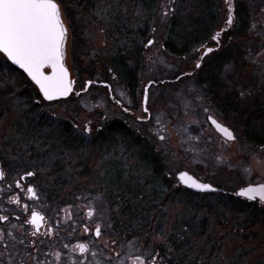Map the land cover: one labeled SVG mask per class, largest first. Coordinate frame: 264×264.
Here are the masks:
<instances>
[{
  "label": "flooded vegetation",
  "instance_id": "obj_1",
  "mask_svg": "<svg viewBox=\"0 0 264 264\" xmlns=\"http://www.w3.org/2000/svg\"><path fill=\"white\" fill-rule=\"evenodd\" d=\"M114 7L116 12L108 16L109 23L113 26V34L110 38L116 47L113 48L114 53L120 61L114 56L110 73H115L112 75L114 80L118 74L127 80L124 77L125 73L130 75L132 70L124 69L123 74L120 70L124 67L121 66L122 61L129 62L132 56L127 52L125 45L132 39L131 25L128 24L133 20L138 26L143 25L145 28L148 26L147 0H129L127 6L118 3ZM136 10L140 12V16L136 15ZM155 10L157 11L156 6ZM172 10L174 11L173 8ZM147 35V31L141 33L139 40L144 42ZM242 37L241 28L236 21L230 26L227 20L221 22L207 41L197 49V56L191 58L192 63H184L182 70L176 68L173 79L166 81L177 85L188 78L200 76L204 70L207 84L198 86V89L201 93L202 88L203 97L208 99L204 101L206 109L203 112L200 107L183 106L182 103L179 104L180 101H174L172 125L175 124L177 127H174L176 138L172 136L171 141L176 147L180 132L184 129L178 125L181 118L180 109H188L193 117L203 112L207 115L206 123L197 135L204 136L206 144L218 146L219 154L226 163L225 167L232 161L237 163L241 161L239 156H243L244 141L247 142L246 149L255 148L264 152V85L256 87L242 85L244 74ZM234 39L235 44L232 43ZM148 42L146 44L149 45ZM163 48L166 49V46ZM208 49L212 51L204 55ZM131 50L135 49L131 48ZM173 57L178 59L183 56ZM185 57L187 56L183 58ZM197 64L200 67H196ZM117 66H120V73L116 71ZM263 71V68L257 69L259 76L264 73ZM15 72L26 76L21 71L15 70ZM166 83L159 84L158 80L148 83L152 86L146 106L149 111L145 113V106L139 108L134 103L133 106H128L127 101L117 97L114 85L108 82H93L90 87L108 92L112 107L108 132L102 136L100 130L103 131L104 128L101 127L94 136H90L93 134L92 131V133L88 132L87 136L77 133L75 136H0V165L6 172L5 180H0V215L9 216L10 223L7 227L16 225L18 233L24 231L31 233L35 230V226L27 221L31 219L33 213L43 215L45 220L42 222L41 232L54 230L52 235L39 238L45 241L40 245L41 253L53 254L47 257L51 264H74V262L75 264H117L119 260H123L124 264H133L136 255L148 256L152 252L159 253L157 264H220L218 258L224 260L226 258V262L222 264H243L241 256V260L236 258L235 254V256H224L226 253H233L234 249L236 254L243 253L240 251L243 245L232 249L233 246L217 245L205 238L199 239L200 244L197 245L195 237H206L205 233L208 230L203 232L191 228L188 224L183 229L158 230L157 226L165 227L163 222L172 220H176L177 223L194 220L211 221L219 218L224 220L223 217L227 215H234L236 219L243 220L248 218L245 217L248 213L243 212L248 210L247 208L253 211L252 216L256 215L254 211H258V217H264V210L259 208L264 207V203L241 197L239 190L244 186L237 192L229 191L226 184L223 185L224 182L227 183V174L221 175L220 172L211 174L207 169L193 171L165 165L160 146L164 139L156 136L157 131L145 134L114 133L116 118L113 110L116 109L123 114L124 117L120 119L125 123L134 121L141 125L153 123L151 128L159 130L157 122L159 107L156 110L150 99L154 92L155 94L157 92L158 96ZM134 87L130 85L125 90L131 92V88ZM81 94L82 92H78L75 96L79 97ZM64 102L66 101L48 104ZM244 109L250 110L245 113V117L241 116ZM212 120L225 127L235 139L228 141L224 137L227 135L220 131ZM195 125H198V121L192 120V126ZM192 134L196 135L190 133L189 136H193ZM51 153L61 161V164H49ZM38 155L45 160L44 163L36 164ZM51 162L54 163L52 159ZM36 167L44 172L42 176L37 175L41 172H37ZM28 171H35L36 176L22 179ZM184 172L188 173L195 182L210 185L211 188L200 189L185 184L180 179V174ZM214 178L219 179L218 182ZM16 181H19L20 187H17ZM251 185H264V182L250 183L246 187ZM28 188H34L38 198H31ZM13 198H19L20 204L13 203ZM24 204L28 205L27 211L22 207ZM179 204L188 205L190 209L187 206L188 210L179 213L177 212ZM217 206L220 209L212 212ZM231 206L241 212L218 214L223 212V207L228 210ZM196 208L199 211L195 212ZM90 209L94 210L92 217L88 216ZM141 221L151 222L147 227L135 229ZM153 221H156L154 228L151 227ZM97 225L102 229L100 238L94 236ZM85 228L88 231H85ZM211 232L212 230L209 233ZM209 233L207 239L210 240ZM234 233L239 237L242 236L238 229ZM232 234L231 230H226L224 236L229 238ZM160 237H165L166 242ZM111 240H116L117 244L106 247V244H111ZM81 244L86 245L89 251L81 253L77 247ZM187 251L192 253L190 260L183 256ZM92 252L96 255L93 256ZM116 252H120V257L115 256ZM55 253H60L59 261L55 260ZM109 257L113 259L110 261ZM41 259H44L43 255Z\"/></svg>",
  "mask_w": 264,
  "mask_h": 264
},
{
  "label": "rangeland",
  "instance_id": "obj_2",
  "mask_svg": "<svg viewBox=\"0 0 264 264\" xmlns=\"http://www.w3.org/2000/svg\"><path fill=\"white\" fill-rule=\"evenodd\" d=\"M205 1L212 4L214 21L211 15L202 16L200 10L197 9L205 7H201L200 0H174L173 3H170L169 0H157V5L156 0H147L148 26L146 28L143 25L138 26L133 20L132 23L127 22L130 23L128 25H131L130 37L132 39L130 43L125 45L127 52L132 55L130 59L131 70L136 76L134 89L131 88V92H127L125 88L130 87L133 82L131 83L130 79L124 80L121 74L116 75L114 80L112 75L115 73H110V68L113 67H111V61L114 56L117 61L120 59L113 50L116 48L112 38H110L113 34V26L109 23L108 16L116 12L115 4L120 3L122 6H127L129 0H62L61 12L69 35L67 64L70 70H73L72 76L77 81V92H82V94L79 97L73 96L64 103L48 104L27 77L15 72L7 59L0 54V136H75L76 133L87 136L88 128H91L93 132L90 136H94L100 127L104 128L103 131L100 130L101 136L107 133L111 119L110 113L112 112L108 92L95 87H90L86 91L87 82H108L114 85L116 96L127 101L128 106L136 104L142 108L144 89L148 83L152 80L173 79L176 68L182 70L184 63H192L191 58L197 56L198 47L207 41L221 22L228 20L229 11L224 0ZM234 1L237 7L236 22L241 28L243 36L244 74L242 85L244 87L264 85V71L260 76L257 73V69H264V0ZM172 8L174 11H170L167 17L162 15L163 11ZM121 12L123 14L122 10ZM135 12L137 16L141 15L138 10ZM197 15H200L198 21ZM145 31L148 35L144 42H141L139 38L141 33ZM188 33L193 35L188 41L184 39L183 42L178 38L179 36L186 38ZM150 40L155 41L152 46L146 44ZM235 41L234 39L232 43L235 44ZM164 43L169 49L176 52L191 53L185 58L183 57L186 55L178 59L174 58L170 52L167 53L164 50ZM131 48L135 50L133 51ZM119 69L120 66H117L116 71L118 73H120ZM120 71L124 73L122 69ZM196 81L197 79L194 77L177 85L169 83L163 86V91L158 96L157 92L156 94L153 93L150 101L156 110L159 107L157 115L159 130L158 128L157 130L151 128L153 123L149 125H141L136 121L125 123L120 119L124 117L123 114L116 109L113 110L116 118L115 124L124 128L121 129L122 131H118L133 134L157 131L156 136L158 138L160 136L165 137L160 145L165 165L170 168L175 166L193 171L207 169L211 174H219V172L221 175L227 174V183L224 182L223 185L226 184L229 191L237 192L250 183L264 182V152L255 148L246 149L247 142L244 141L243 156H239L241 161L238 163L232 161L225 167L226 163L223 156L219 154L218 146L206 144L204 136L197 135L206 123L207 115L203 112L206 109L204 101L208 99L203 97L202 88L201 93L199 92L198 81ZM202 85L205 84L202 83ZM25 86L27 87L25 88ZM174 101H180L179 104L182 103L183 106H196V108L200 107L203 110L202 114L193 117L188 109H180L181 118L178 125L184 129L180 132L179 142L175 144L176 147L171 141L172 136L176 138L174 134L176 125H172ZM249 111V109H244L241 116L245 117V113ZM195 119L198 121V125L192 126V120L197 122ZM116 128L120 129L117 126ZM244 132L248 131L244 130ZM190 133L196 135L189 136ZM36 158V164L45 162L44 159L40 158V155ZM50 158L54 163L50 159L49 164H61V161H58L54 154L51 153ZM37 167V172H41L37 175L42 176L44 172ZM214 180L218 182L219 179L214 178ZM178 206L177 212L179 213L188 210V205L179 204ZM240 206L242 207V205ZM188 207L190 209V206ZM223 208V212H218V214L241 212L232 206L228 207V210L226 207ZM259 208L264 210L262 206ZM219 209L220 207L217 206L216 209H212V212ZM247 209L248 215L245 217L248 218H243V220L236 219L234 215L224 216V220L219 218L211 221L194 220L192 222L178 221V223L176 220H172L164 221L165 227L162 226L161 228V225H158L157 229H183L188 224L191 228L203 232L208 230L205 233L206 237H195L197 245L200 244L198 240L201 238L217 245L233 246L232 249L243 245L242 250H240L243 253L236 254L234 249L232 250L233 253H226L224 256L237 255L236 258L238 259L242 257L240 260L243 264H264V217H258V211H254L256 215L252 216L253 211ZM196 211L199 210L196 208ZM150 222H138L135 229L147 227ZM155 222H152L154 224L151 227H155ZM236 229L242 233V236L239 237L238 234L234 233ZM210 230H212L211 233H209ZM223 230L225 231L223 232ZM226 230H231L233 233L229 238L224 236ZM208 233L211 236L210 240L207 239ZM153 246H150L151 249H154ZM149 252L150 249L148 248ZM183 256L190 260L192 253L187 251ZM218 260L221 261L220 264L226 262V258L225 260L218 258Z\"/></svg>",
  "mask_w": 264,
  "mask_h": 264
},
{
  "label": "snow or ice",
  "instance_id": "obj_3",
  "mask_svg": "<svg viewBox=\"0 0 264 264\" xmlns=\"http://www.w3.org/2000/svg\"><path fill=\"white\" fill-rule=\"evenodd\" d=\"M169 2L173 3L174 0H169ZM61 3L62 0L59 2L58 0H0V52L5 53L14 63L24 68L39 85L44 97L48 100L67 97L72 93L74 84V81L69 78V72L64 64L68 29L63 22ZM229 8L231 9V3ZM170 11L173 10H165L162 15L167 17ZM227 23L231 25V17L228 18ZM148 43L151 45L155 41L150 40ZM208 51L211 52L212 49ZM196 67H200V65L197 64ZM46 68L52 70L51 75L45 74ZM91 84L92 81H88V85ZM146 103L147 98H145ZM148 111L149 109L145 107L144 112ZM212 123L229 138L235 139L231 132L215 120H212ZM87 131L91 132V128H88ZM160 138L164 139L163 136ZM35 176V171H28L22 179ZM5 178L6 172L0 165V180H5ZM180 179L185 184L191 182L190 186L194 188L208 189L211 187L191 180L186 172L180 174ZM16 184L17 187H20L19 181H16ZM27 190L31 193V198H38L34 188ZM241 194L247 195V193ZM251 198L255 199L254 196ZM12 202L20 204L19 198H13ZM22 207L25 211L28 210L27 204ZM93 215L94 210L90 209L88 216L92 217ZM44 220L45 217L40 213H33L27 223L34 225L35 230L31 233L27 231L18 233L16 225H12L11 228L7 227L10 223L9 216L0 215V264H51L47 257L53 254H42L40 248V245L45 241L39 238L50 236L54 231L41 232ZM85 231L88 229L85 228ZM94 236L97 238L102 236L101 226H95ZM160 239L166 242L165 237H160ZM116 244V240H111V244L105 246ZM77 247L81 253L89 251L86 245L81 244ZM41 255L44 256V259H41ZM92 255L95 256L96 253L92 252ZM120 255V252L115 253L116 257H120ZM158 256L159 253L156 252L149 253L148 256L136 255L133 264H157ZM54 258L59 261L60 253H55ZM112 259L113 257H109L110 261ZM117 264H124V261L119 260Z\"/></svg>",
  "mask_w": 264,
  "mask_h": 264
},
{
  "label": "water",
  "instance_id": "obj_4",
  "mask_svg": "<svg viewBox=\"0 0 264 264\" xmlns=\"http://www.w3.org/2000/svg\"><path fill=\"white\" fill-rule=\"evenodd\" d=\"M228 1H229V0H226V2H228ZM230 17L232 18V21H233V14H232ZM67 42H68V35H67V40H66V45H65V58H64V64H65V67L67 68V70H68V72H69V78H70L72 81H74V80L72 79V74H71V72H70V70H69V67H68V65H67ZM1 53L5 55V57L9 60V62H10L15 68H17V69L23 71V72L29 77V79H30V80H31V81L37 86V88L39 89L40 94L42 95V97H43V99H44L45 101H47V102H55V101H60V100H66V99L70 98L71 95L74 93L75 81H74V84H73V91H72V93L69 94L67 97H58V98L53 99V100H48L47 98L44 97L43 92H42V91L40 90V88H39V85H38V84L32 79V76H31V75H30L25 69L22 68L19 64L14 63L10 58L7 57V55H6L5 53H3V52H1ZM208 53H210V52L207 51L205 54H208ZM47 70H50V73H49V74L46 73ZM44 71H45V74H46V75H51V74H52V70H51L50 68H46ZM88 86H89V85H88ZM149 88H150V85L147 87L146 92H145L144 101H143L144 106L147 105V103L145 104V98H147V101H148V93H149L148 91H149ZM223 128H224V127H223ZM224 137H226L228 140H233V139L229 138L228 136H224ZM191 180H192V179H191ZM190 183H191V182H189L187 185H190ZM210 188H211V187H210ZM208 189H209V188H208ZM241 193H247V195H242ZM239 195L242 196V197H245V198H247V199H252L251 197L254 196L255 199L258 198V199L264 201V186H250V187H247V188L241 190V191L239 192ZM255 199H252V200H255Z\"/></svg>",
  "mask_w": 264,
  "mask_h": 264
},
{
  "label": "trees",
  "instance_id": "obj_5",
  "mask_svg": "<svg viewBox=\"0 0 264 264\" xmlns=\"http://www.w3.org/2000/svg\"><path fill=\"white\" fill-rule=\"evenodd\" d=\"M200 2H201V7L202 6H205L204 8H201L200 9V7L199 8H197V9H199L200 10V12L202 13V16H209V15H211V17H212V20L214 19V14H212L213 13V11H212V9H211V3H209L208 1H205V0H200ZM198 3V2H197ZM199 4V3H198ZM209 4V5H208ZM208 11H209V13H208ZM200 15H197V21L200 19V17H199ZM176 17V16H175ZM214 21V20H213ZM193 37V35L192 34H190V33H188L187 35H186V38H182V37H178L180 40H182L183 42H184V39H186V41H188L190 38H192ZM167 50H168V52H170L172 55H180V56H184V55H186V54H188V52H176V51H174V50H172V49H169L168 47H167ZM130 62L131 61H129L128 62V60H127V62L125 61V60H123L122 61V63H121V66H124V67H121V69L122 70H124V69H131V65H130ZM135 72H137V71H135ZM123 74V73H122ZM131 74H133L132 76H131ZM125 78H127V79H130L131 80V83H132V85L131 86H133L134 84H135V78H136V76H135V73H134V71H130V75H127L126 73H125V76H124ZM200 83L202 84V83H204V84H207V82H206V79H205V77H203V78H201V80H200ZM116 126L118 127V128H120V129H117L116 128V130H115V132L114 133H116V134H119V133H121V132H119L118 130H120V131H122L121 129H124L123 128V126H119V125H117L116 124ZM115 126V127H116ZM114 131V130H113ZM125 133V132H124ZM245 211V213H248V210H243V212Z\"/></svg>",
  "mask_w": 264,
  "mask_h": 264
}]
</instances>
